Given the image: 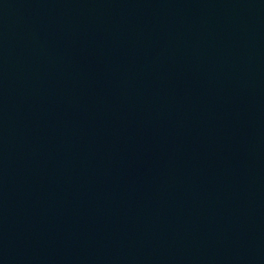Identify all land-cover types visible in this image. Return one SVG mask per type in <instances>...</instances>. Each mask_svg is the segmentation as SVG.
<instances>
[{
	"label": "water",
	"instance_id": "95a60500",
	"mask_svg": "<svg viewBox=\"0 0 264 264\" xmlns=\"http://www.w3.org/2000/svg\"><path fill=\"white\" fill-rule=\"evenodd\" d=\"M0 264H264V0H0Z\"/></svg>",
	"mask_w": 264,
	"mask_h": 264
}]
</instances>
